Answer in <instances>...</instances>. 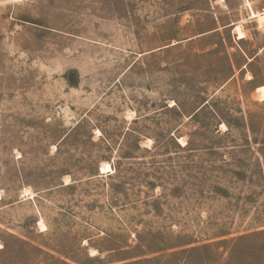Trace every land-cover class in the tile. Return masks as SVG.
Listing matches in <instances>:
<instances>
[{
    "label": "rangeland",
    "instance_id": "1",
    "mask_svg": "<svg viewBox=\"0 0 264 264\" xmlns=\"http://www.w3.org/2000/svg\"><path fill=\"white\" fill-rule=\"evenodd\" d=\"M240 18L0 0V264H264V27L211 31Z\"/></svg>",
    "mask_w": 264,
    "mask_h": 264
},
{
    "label": "crops",
    "instance_id": "2",
    "mask_svg": "<svg viewBox=\"0 0 264 264\" xmlns=\"http://www.w3.org/2000/svg\"><path fill=\"white\" fill-rule=\"evenodd\" d=\"M261 2V3H260ZM215 3L217 5H220L221 7H224L227 12L232 13V12H239L241 14V17L239 20L234 21L231 19V21L225 23L224 25L220 27H216L214 29H211V31L217 32L223 29H229V31L235 32V26L243 22L242 27L245 31L244 24L246 23H255V26L259 28V23L256 19V17H252V11H255L257 13H264V0H238L236 5H232L229 0H215ZM250 3V4H249ZM248 4V5H247ZM244 5V6H243ZM211 31H206L197 34L196 36L204 35L207 34L208 32ZM264 33V30L262 31ZM238 38V36H237ZM239 39V38H238ZM246 37L239 39V40H244ZM264 50V45L263 47L260 48V51ZM248 55V54H247Z\"/></svg>",
    "mask_w": 264,
    "mask_h": 264
},
{
    "label": "bare ground",
    "instance_id": "3",
    "mask_svg": "<svg viewBox=\"0 0 264 264\" xmlns=\"http://www.w3.org/2000/svg\"><path fill=\"white\" fill-rule=\"evenodd\" d=\"M250 4V3H249ZM248 5V4H247ZM244 6V5H243ZM252 17H256L257 21L260 23V27H264V13H256L255 11H252ZM106 169H111V165L109 163H105L102 166V171H105ZM106 172V171H105ZM0 199H2L1 193H0ZM42 226L45 227L43 220L40 221ZM46 229V228H45Z\"/></svg>",
    "mask_w": 264,
    "mask_h": 264
}]
</instances>
